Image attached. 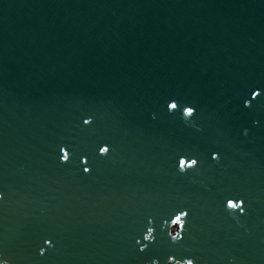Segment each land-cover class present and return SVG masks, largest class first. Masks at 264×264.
I'll return each mask as SVG.
<instances>
[{"label": "water", "instance_id": "95a60500", "mask_svg": "<svg viewBox=\"0 0 264 264\" xmlns=\"http://www.w3.org/2000/svg\"><path fill=\"white\" fill-rule=\"evenodd\" d=\"M173 256L264 264V0H0V261Z\"/></svg>", "mask_w": 264, "mask_h": 264}, {"label": "clouds", "instance_id": "9594fccd", "mask_svg": "<svg viewBox=\"0 0 264 264\" xmlns=\"http://www.w3.org/2000/svg\"><path fill=\"white\" fill-rule=\"evenodd\" d=\"M260 95V92L257 90L252 93V98L255 99ZM245 106L248 107L250 106L249 103L246 101ZM167 109L169 112H176L180 109V105L176 100H171L167 104ZM196 114V108L192 106H184L182 109V118L187 124L189 121H191L192 117ZM85 125H89L92 123V119L88 118L83 121ZM62 155L60 157L61 162H68L70 159V153L62 148L61 149ZM110 152V148L107 145L101 146L99 148V154L102 156L107 155ZM219 154L218 153H213L212 154V159L213 160H219ZM84 163H87L86 160L83 161ZM198 165V160L195 158L188 159L186 157H180L178 161V170L181 173H186L188 170H191ZM84 172L88 173L90 172V168L85 167ZM226 209L230 213H239V215H244L245 214V205L244 201L241 200H235V199H228L226 201L225 205ZM188 211L182 210L177 212L170 220L169 223V229H168V235L171 238V241L173 243L178 242L183 238L182 233L186 229L187 225V218H188ZM143 240L145 242L151 243L154 241V229L152 227H148L146 233L143 236ZM46 244L51 246V241H46ZM147 244H145L144 247H146ZM144 247H142L140 250L144 251ZM41 255L44 254L45 249H41ZM0 264H9L8 260H3L0 261ZM151 264H159L158 260H153ZM167 264H196L195 260L192 258H184V259H177L176 257H169L167 260Z\"/></svg>", "mask_w": 264, "mask_h": 264}]
</instances>
